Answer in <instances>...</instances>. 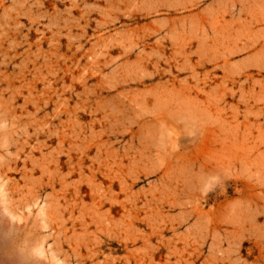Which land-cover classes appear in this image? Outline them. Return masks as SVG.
<instances>
[{
  "label": "rangeland",
  "instance_id": "rangeland-1",
  "mask_svg": "<svg viewBox=\"0 0 264 264\" xmlns=\"http://www.w3.org/2000/svg\"><path fill=\"white\" fill-rule=\"evenodd\" d=\"M0 264H264V0H0Z\"/></svg>",
  "mask_w": 264,
  "mask_h": 264
}]
</instances>
